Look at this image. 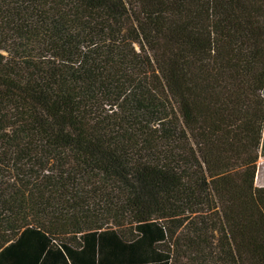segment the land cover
Masks as SVG:
<instances>
[{
    "label": "trees",
    "instance_id": "1",
    "mask_svg": "<svg viewBox=\"0 0 264 264\" xmlns=\"http://www.w3.org/2000/svg\"><path fill=\"white\" fill-rule=\"evenodd\" d=\"M264 0H0V264H264Z\"/></svg>",
    "mask_w": 264,
    "mask_h": 264
},
{
    "label": "rangeland",
    "instance_id": "2",
    "mask_svg": "<svg viewBox=\"0 0 264 264\" xmlns=\"http://www.w3.org/2000/svg\"><path fill=\"white\" fill-rule=\"evenodd\" d=\"M255 182L264 184V158L261 157L258 161V169L255 176Z\"/></svg>",
    "mask_w": 264,
    "mask_h": 264
},
{
    "label": "crops",
    "instance_id": "3",
    "mask_svg": "<svg viewBox=\"0 0 264 264\" xmlns=\"http://www.w3.org/2000/svg\"><path fill=\"white\" fill-rule=\"evenodd\" d=\"M260 158H261V157H260ZM263 158H264V157H263ZM255 184H256V185H259V186H260V185H264L263 183H257V182H255Z\"/></svg>",
    "mask_w": 264,
    "mask_h": 264
}]
</instances>
